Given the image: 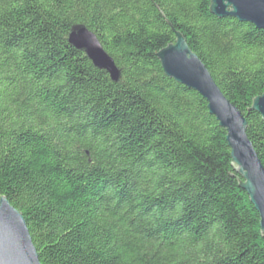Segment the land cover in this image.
<instances>
[{
  "label": "trees",
  "instance_id": "1",
  "mask_svg": "<svg viewBox=\"0 0 264 264\" xmlns=\"http://www.w3.org/2000/svg\"><path fill=\"white\" fill-rule=\"evenodd\" d=\"M83 24L121 71L73 47ZM182 34L264 165V29L211 0H0V196L42 264H264L226 130L158 53Z\"/></svg>",
  "mask_w": 264,
  "mask_h": 264
},
{
  "label": "water",
  "instance_id": "2",
  "mask_svg": "<svg viewBox=\"0 0 264 264\" xmlns=\"http://www.w3.org/2000/svg\"><path fill=\"white\" fill-rule=\"evenodd\" d=\"M211 11L219 18H237L264 29V0H211ZM68 41L84 52L96 68L105 70L113 82L121 80L115 60L85 25H74ZM158 58L168 77L206 100L209 112L226 130L232 164L244 180L241 186L260 216L264 235V165L248 136L246 117L223 93L182 34L178 33L176 42L162 49ZM252 109L264 119V94L253 100ZM0 264H42L24 215L5 196H0Z\"/></svg>",
  "mask_w": 264,
  "mask_h": 264
}]
</instances>
